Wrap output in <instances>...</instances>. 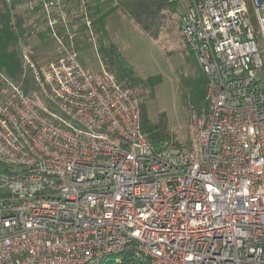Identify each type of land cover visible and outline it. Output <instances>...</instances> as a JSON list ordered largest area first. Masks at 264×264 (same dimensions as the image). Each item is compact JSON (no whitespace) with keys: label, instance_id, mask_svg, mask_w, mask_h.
Here are the masks:
<instances>
[{"label":"built area","instance_id":"built-area-1","mask_svg":"<svg viewBox=\"0 0 264 264\" xmlns=\"http://www.w3.org/2000/svg\"><path fill=\"white\" fill-rule=\"evenodd\" d=\"M179 1L207 108L156 146L141 99L77 60L92 0H26L53 57L26 36L32 85L0 71V264H264V0Z\"/></svg>","mask_w":264,"mask_h":264},{"label":"rangeland","instance_id":"rangeland-1","mask_svg":"<svg viewBox=\"0 0 264 264\" xmlns=\"http://www.w3.org/2000/svg\"><path fill=\"white\" fill-rule=\"evenodd\" d=\"M104 1L101 0L102 3ZM120 1L128 11L124 13L119 9L108 16L102 40L116 45L130 77L138 83L131 87L145 99L146 111L153 120L163 117L170 132L167 138L173 139L176 145H188V124L194 108L189 105L191 88H184L182 80L198 75L200 68L180 29L181 13L185 11V5L179 0L176 6L170 0ZM8 2H15L18 12L28 17V42L35 47L37 61L42 67L53 57V51L52 45L49 42L42 43L38 36L45 31L41 19L25 7L26 0ZM259 48L264 62V46L260 41ZM77 60L83 69L93 74L98 83L109 84L113 78L104 68L95 40L79 47ZM24 73L25 69L22 81L27 80L28 86H31V72H28V77H24ZM150 77H156L158 82L149 83ZM259 77L264 82V71ZM198 106L196 110L201 112L202 108H207V101L202 99ZM122 256L120 254L116 258Z\"/></svg>","mask_w":264,"mask_h":264},{"label":"trees","instance_id":"trees-1","mask_svg":"<svg viewBox=\"0 0 264 264\" xmlns=\"http://www.w3.org/2000/svg\"><path fill=\"white\" fill-rule=\"evenodd\" d=\"M170 1L175 6L178 2V0ZM106 3L109 4L105 6ZM104 8L107 10H104ZM89 9L92 10V16L95 18L93 29L92 31L86 30L81 35L79 40L81 44L79 42V47L84 44H90L95 40L106 71L113 75V78L118 82L123 84L126 83V85H124L128 88L138 84L130 77V72L126 70L127 67L124 66L123 60L121 59V53L116 45L102 40L105 35L104 33H106L105 27L108 16L119 9H121L122 12L127 13L128 10L126 5L122 4L120 0H106L103 3L101 0H92ZM27 18L26 15L18 12L15 2L9 3L8 0H0V71L5 72L11 78L19 81H22V75L24 72L19 44L26 36L30 37ZM38 36H40L42 43L47 42L48 35L46 31L41 32ZM201 72L202 71L200 70L198 75L182 80L184 88H191L189 105L194 109L200 107L198 105L202 99L206 100L207 79ZM148 81L151 84H156L158 79L156 77H150ZM132 87L130 89L142 100L140 105L142 131L146 134L148 140L156 146H159L162 139L169 137L170 132L168 126L165 124L162 116L159 120H153L149 116L144 105L145 99L143 100L141 94L136 93ZM97 264H110V261L105 259ZM118 264L143 263L135 260L132 257L131 248H127L123 253L122 261Z\"/></svg>","mask_w":264,"mask_h":264}]
</instances>
